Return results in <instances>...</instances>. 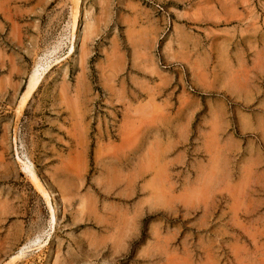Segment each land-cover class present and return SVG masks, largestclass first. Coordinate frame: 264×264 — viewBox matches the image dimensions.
Instances as JSON below:
<instances>
[{"label":"rangeland","instance_id":"374dc122","mask_svg":"<svg viewBox=\"0 0 264 264\" xmlns=\"http://www.w3.org/2000/svg\"><path fill=\"white\" fill-rule=\"evenodd\" d=\"M0 264H264V0H0Z\"/></svg>","mask_w":264,"mask_h":264},{"label":"bare ground","instance_id":"6f19581e","mask_svg":"<svg viewBox=\"0 0 264 264\" xmlns=\"http://www.w3.org/2000/svg\"><path fill=\"white\" fill-rule=\"evenodd\" d=\"M76 14L73 16L72 18V24H71V27H72V30L75 29V26H76ZM136 23V22H135ZM136 25V24H135ZM72 34V33H71ZM148 34V33H147ZM72 36V35H71ZM72 41V40H71ZM53 51V50H52ZM51 54V53H50ZM124 59V58H123ZM80 66V65H79ZM116 66V65H115ZM47 67V66H46ZM125 67V66H124ZM43 72L45 71V68L42 70ZM39 69V67H36L31 75L29 76V79L28 81L26 82V87H25V90L23 91L22 95H21V98H20V101H19V105L20 107H23L25 106L28 101L30 100L31 96L33 95L34 92H36V89L40 83V80L42 78V73ZM146 72V71H145ZM131 84V83H130ZM84 89V88H83ZM146 92V91H145ZM134 96V95H133ZM152 96V95H151ZM122 100V99H121ZM70 103V102H69ZM129 108V107H128ZM147 110V109H146ZM138 112V111H137ZM147 112V111H145ZM82 115V114H81ZM115 119V118H114ZM133 126V125H132ZM83 128V127H82ZM82 138V137H80ZM133 141V139H132ZM102 150V149H101ZM25 160V159H24ZM117 165V164H116ZM32 163H30L28 160H25V162L22 164V169L23 171H25L26 174H28L29 178L31 179V182L33 183V185L35 186V188L48 200V195L46 194V192L44 191L43 187H41L39 181L37 180L36 178V175L34 173V170L32 168ZM142 178V177H141ZM100 182V181H99ZM155 186V185H154ZM155 194V193H154ZM204 196V195H203ZM190 197V196H189ZM198 200V199H197ZM84 202V201H83ZM49 204V203H48ZM204 207V206H203ZM233 210V209H232ZM83 212V211H82ZM51 221L54 222V214L52 212V215H51ZM51 222V223H52ZM18 255L17 256H14L13 258H16V257H20L22 256V252L20 253H17Z\"/></svg>","mask_w":264,"mask_h":264}]
</instances>
